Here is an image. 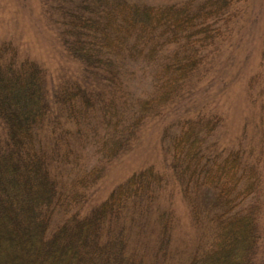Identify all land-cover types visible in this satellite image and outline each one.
Returning a JSON list of instances; mask_svg holds the SVG:
<instances>
[{
  "label": "trees",
  "instance_id": "16d2710c",
  "mask_svg": "<svg viewBox=\"0 0 264 264\" xmlns=\"http://www.w3.org/2000/svg\"><path fill=\"white\" fill-rule=\"evenodd\" d=\"M187 5L41 0L44 26L76 67L63 63L54 79L29 58L1 62L0 264H264L254 163L218 150L214 116L176 109L212 86L200 52L211 34L190 37L206 21ZM149 115L171 116L160 146L198 233L188 252L169 247L166 178L152 170L84 206L100 167L84 166L83 152L110 161Z\"/></svg>",
  "mask_w": 264,
  "mask_h": 264
},
{
  "label": "rangeland",
  "instance_id": "374dc122",
  "mask_svg": "<svg viewBox=\"0 0 264 264\" xmlns=\"http://www.w3.org/2000/svg\"><path fill=\"white\" fill-rule=\"evenodd\" d=\"M131 1L168 4L174 11L178 10L176 5L188 3L187 7L191 8V5L195 13L197 10L203 12L199 19L206 21L205 26H196L199 27L197 32L190 30L188 33L192 39L202 40L210 31L209 39L205 36L201 43L204 47L200 52L209 58V65H212L211 68L208 66V79L212 77V86L208 88V94L203 91L192 99L185 96L188 100L181 99L184 104L178 101L176 109L184 116L193 114L194 109L195 113L214 116L211 138L217 143L218 150L239 151L254 163L258 178L255 204L258 226L264 230V0ZM201 2L205 3L206 8H203L206 11L200 7ZM128 42L133 41L128 39ZM166 47L169 49L172 44H166ZM166 47L162 46V50ZM60 52L54 34L42 21L41 0H0V79L4 59L14 62L17 58H29L39 62L46 69L47 78L54 76L51 72H61L63 63L70 68L76 67L63 60ZM140 81L136 78L134 82L139 89L143 86ZM149 117L145 122L140 121L136 131L129 136L128 147L122 152L119 147L115 148L114 153L117 152L110 161L100 160L90 148L83 152L84 166L100 167V177L90 186L88 203L84 206L98 204L138 170H152L166 178L158 200L161 207L171 209L173 227L169 247L171 250L181 247L188 252L194 247L198 233L166 161L168 156L165 159L160 146L162 123L171 116ZM246 201L250 202L248 198ZM149 219L152 221V217ZM158 222L155 221L161 224ZM157 226L160 225L152 226L149 231L150 239L158 233ZM134 244H138V240Z\"/></svg>",
  "mask_w": 264,
  "mask_h": 264
}]
</instances>
